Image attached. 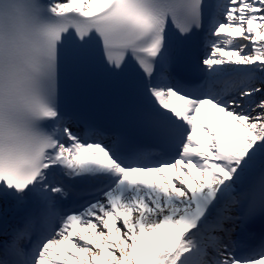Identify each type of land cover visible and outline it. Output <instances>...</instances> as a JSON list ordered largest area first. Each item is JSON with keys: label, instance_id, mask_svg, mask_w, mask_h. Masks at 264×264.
Returning <instances> with one entry per match:
<instances>
[{"label": "snow or ice", "instance_id": "snow-or-ice-1", "mask_svg": "<svg viewBox=\"0 0 264 264\" xmlns=\"http://www.w3.org/2000/svg\"><path fill=\"white\" fill-rule=\"evenodd\" d=\"M0 264H264V0H0Z\"/></svg>", "mask_w": 264, "mask_h": 264}, {"label": "bare ground", "instance_id": "bare-ground-1", "mask_svg": "<svg viewBox=\"0 0 264 264\" xmlns=\"http://www.w3.org/2000/svg\"><path fill=\"white\" fill-rule=\"evenodd\" d=\"M214 112H215V110H213ZM217 118L218 119H223V114H219V113H217ZM169 175H171V173H169Z\"/></svg>", "mask_w": 264, "mask_h": 264}]
</instances>
